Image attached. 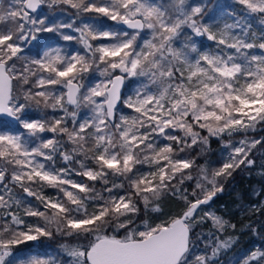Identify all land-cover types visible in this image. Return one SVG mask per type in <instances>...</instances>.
<instances>
[{
    "label": "snow or ice",
    "instance_id": "1",
    "mask_svg": "<svg viewBox=\"0 0 264 264\" xmlns=\"http://www.w3.org/2000/svg\"><path fill=\"white\" fill-rule=\"evenodd\" d=\"M258 152L264 0H0V264H264L212 210Z\"/></svg>",
    "mask_w": 264,
    "mask_h": 264
},
{
    "label": "trees",
    "instance_id": "2",
    "mask_svg": "<svg viewBox=\"0 0 264 264\" xmlns=\"http://www.w3.org/2000/svg\"><path fill=\"white\" fill-rule=\"evenodd\" d=\"M193 3H199L205 6L206 16H212L216 21L226 18V13L232 5V0H192ZM221 145L213 141L207 153L201 158V162L216 164L221 159L219 153ZM262 153L258 152L257 167L251 171H237L233 177L225 182L224 191L218 194L212 210L223 213L226 218H231L233 222L240 227L238 231L242 233L240 237L239 248L257 247L264 244V233L255 234L248 230L245 225L253 224L257 229L264 227V215L256 209L264 204V178L260 175L259 157ZM80 179V178H77ZM51 192L54 190L47 189ZM174 209V204H167L166 209ZM206 231V230H205ZM49 248L53 253L58 249L56 240L45 239L40 242ZM233 253L229 252L222 257L221 264H229Z\"/></svg>",
    "mask_w": 264,
    "mask_h": 264
},
{
    "label": "rangeland",
    "instance_id": "3",
    "mask_svg": "<svg viewBox=\"0 0 264 264\" xmlns=\"http://www.w3.org/2000/svg\"><path fill=\"white\" fill-rule=\"evenodd\" d=\"M221 151H222V148H221L220 151H219L220 155H221Z\"/></svg>",
    "mask_w": 264,
    "mask_h": 264
}]
</instances>
